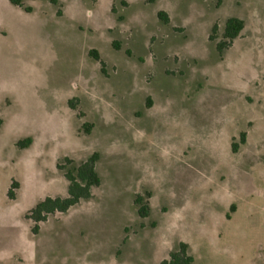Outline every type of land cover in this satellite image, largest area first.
<instances>
[{
  "label": "rangeland",
  "instance_id": "374dc122",
  "mask_svg": "<svg viewBox=\"0 0 264 264\" xmlns=\"http://www.w3.org/2000/svg\"><path fill=\"white\" fill-rule=\"evenodd\" d=\"M21 2L0 0V264H160L179 242L264 264V0ZM95 152L93 196L35 233L58 165Z\"/></svg>",
  "mask_w": 264,
  "mask_h": 264
},
{
  "label": "trees",
  "instance_id": "16d2710c",
  "mask_svg": "<svg viewBox=\"0 0 264 264\" xmlns=\"http://www.w3.org/2000/svg\"><path fill=\"white\" fill-rule=\"evenodd\" d=\"M13 4L23 6L21 0H11ZM30 11V8H27ZM163 18V13H159ZM166 20L167 18L164 17ZM245 27L242 19L232 17L226 22L223 32V39L217 43L218 51L223 54L233 42L238 38ZM217 30L216 27L214 31ZM213 36L211 39L213 40ZM91 55L99 59L97 51H91ZM3 121L0 120V128ZM89 131V130H88ZM242 143L246 142V133L242 134ZM32 144V138H27L24 143H20L22 147H27ZM234 152L238 151V146L233 143ZM100 155L98 152L93 153L86 161L76 164L75 160L66 158L65 163L59 164L58 167L63 171L64 177L68 181L66 196H48L40 201L37 206L31 210L28 217L34 220V232L38 233L40 224L45 222L50 215L58 212H68L72 207L78 205L82 200L90 199L93 196V189L101 185L102 179L97 170V162ZM13 188H18V183H13ZM15 192L12 191L10 196L14 197ZM136 203L139 204V212L142 217H147L150 212V205L144 202L142 196H138ZM160 264H194V257L190 253L188 243L179 242L178 247L169 253V257L161 261Z\"/></svg>",
  "mask_w": 264,
  "mask_h": 264
}]
</instances>
